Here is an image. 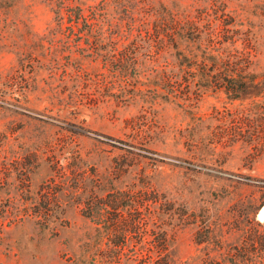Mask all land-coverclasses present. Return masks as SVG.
<instances>
[{"label":"rangeland","instance_id":"1","mask_svg":"<svg viewBox=\"0 0 264 264\" xmlns=\"http://www.w3.org/2000/svg\"><path fill=\"white\" fill-rule=\"evenodd\" d=\"M197 33L249 94L198 81ZM263 75L264 0H0V264H157L160 232L168 264H264ZM145 190L117 250L82 216Z\"/></svg>","mask_w":264,"mask_h":264},{"label":"trees","instance_id":"2","mask_svg":"<svg viewBox=\"0 0 264 264\" xmlns=\"http://www.w3.org/2000/svg\"><path fill=\"white\" fill-rule=\"evenodd\" d=\"M194 36V41L198 42L200 46L196 49L197 54L193 53L190 56L192 59L190 63L197 67L196 75L198 81L206 83L208 87L215 89V91H221V94L229 100L236 101L241 96L249 94L248 88L250 85H253V79L255 78V75H252L250 71L251 61L249 52H245V54L224 53L219 48H213L212 45L219 46L220 43L218 44L217 41H214L212 44V36L203 35L204 38L202 39V35L198 33ZM230 43L231 45L234 43V38L232 39L231 37ZM261 78H264V75ZM206 84L203 85L206 86ZM158 201L160 203H158L157 219L162 220L166 216L167 219L171 218L167 214L169 209H166V204L161 202V200ZM154 202L157 203V199L150 198L147 190L142 192V195L128 193L119 198L113 195L109 202L101 204L104 207L99 210L96 209L95 201L88 198V201L84 203L88 216H82L93 223L103 233V237L108 242L112 240L114 243H117L112 244L114 250H117L119 248L118 244L122 246L125 242L126 235L133 223L132 221H134V219L125 220L124 218H135L136 220L145 212L146 215L141 219H150V205L148 204ZM142 204L144 205L143 211H141ZM93 210L97 212H93ZM93 213H97V216H92ZM48 215V213L44 215L46 219L49 218ZM103 215H106V217ZM156 237L157 264H168L169 262L165 256L167 235L165 232H160ZM111 252H113L112 261L118 260V255L115 254L117 251L111 249ZM99 253L96 254L97 257L100 256Z\"/></svg>","mask_w":264,"mask_h":264},{"label":"bare ground","instance_id":"3","mask_svg":"<svg viewBox=\"0 0 264 264\" xmlns=\"http://www.w3.org/2000/svg\"><path fill=\"white\" fill-rule=\"evenodd\" d=\"M260 217H264V209L259 213ZM264 219V218H263Z\"/></svg>","mask_w":264,"mask_h":264},{"label":"water","instance_id":"4","mask_svg":"<svg viewBox=\"0 0 264 264\" xmlns=\"http://www.w3.org/2000/svg\"><path fill=\"white\" fill-rule=\"evenodd\" d=\"M259 211V210H258ZM257 218H260V216H259V214H258V212H257V216H256Z\"/></svg>","mask_w":264,"mask_h":264}]
</instances>
